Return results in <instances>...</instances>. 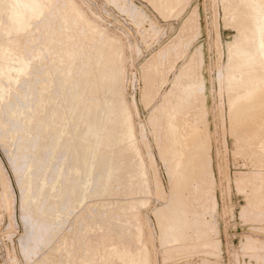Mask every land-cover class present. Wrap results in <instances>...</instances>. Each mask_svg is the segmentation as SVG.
Returning <instances> with one entry per match:
<instances>
[{
    "label": "rangeland",
    "instance_id": "1",
    "mask_svg": "<svg viewBox=\"0 0 264 264\" xmlns=\"http://www.w3.org/2000/svg\"><path fill=\"white\" fill-rule=\"evenodd\" d=\"M1 1L0 264H97L91 250L102 241L109 253L116 242L146 247L144 264H264V106L243 114L264 94L228 84L264 63L248 8L46 0L17 34ZM40 225L50 229L43 241L29 235Z\"/></svg>",
    "mask_w": 264,
    "mask_h": 264
},
{
    "label": "bare ground",
    "instance_id": "2",
    "mask_svg": "<svg viewBox=\"0 0 264 264\" xmlns=\"http://www.w3.org/2000/svg\"><path fill=\"white\" fill-rule=\"evenodd\" d=\"M5 1H7V0H5ZM44 1H46V0H8V2H10V5L9 6H7L6 5V8L8 7V9L9 10H7L6 9V11H7V13H8V11H9V15H11V17L13 18V20H14V25H11V26H14L13 28H14V30H15V32H17V34H18V32L20 33V32H22L23 31V33H24V28H25V26H26V22H25V18L28 16V18L29 17H38L39 15H41V13H42V10L44 9V3H45V5H46V2H44ZM49 1L50 0H48L47 1V3H49ZM69 1H71V0H69ZM82 1V0H81ZM157 1V0H156ZM164 1H166V0H163L162 1V3L164 4ZM175 1V0H174ZM229 1V0H228ZM51 2V1H50ZM230 2H233L234 3V5H238V4H244V6L246 7V8H248V10H249V14H250V16L249 17H247V18H249V20L251 21V25H252V27H253V29H251L253 32H255V41H254V39H252V42L254 41V44H253V46H254V48H255V52H257L258 53V55H259V58L261 59V61L262 62H264V0H231ZM7 3V2H6ZM77 3V2H76ZM154 3H156V2H154ZM233 3H232V5H233ZM12 4H15L16 5V7L18 8V14H16L17 13V11H16V8H15V6H13ZM4 6H5V4H4V2H0V9H2V8H4ZM65 6V5H64ZM71 7L75 10V11H77V13L79 12L78 10H77V8H76V5H74V2H72V4H71ZM81 7V6H80ZM236 7V6H235ZM240 7V6H239ZM46 8H48V5H47V7ZM68 9H70V7H67ZM45 10V9H44ZM242 10H243V8H242ZM70 11V10H69ZM83 11V10H82ZM245 11V10H244ZM83 12H85V11H83ZM237 12V11H236ZM7 13H5V15L7 14ZM238 13V12H237ZM240 14V13H239ZM76 15V14H75ZM78 16V15H77ZM76 16V17H77ZM87 16V15H86ZM241 16V15H240ZM243 16V15H242ZM7 17V16H6ZM90 17V16H89ZM30 18V19H31ZM86 18H88V17H86ZM11 19V18H10ZM29 19V20H30ZM6 20V19H5ZM12 20V21H13ZM28 19H26V21H27ZM32 20V19H31ZM78 20V19H77ZM64 21V20H63ZM5 22V21H4ZM3 22V23H4ZM8 22V21H7ZM81 22V21H80ZM2 23V22H1ZM11 23V22H10ZM10 23H8V24H10ZM13 23V22H12ZM29 24V23H28ZM27 24V25H28ZM63 25V24H62ZM72 25V24H71ZM240 25V24H239ZM6 26V25H5ZM10 26V27H11ZM9 27V26H8ZM248 27V26H247ZM6 28V27H5ZM13 28H12V30H13ZM27 28V27H26ZM25 28V29H26ZM28 28H29V26H28ZM1 29V28H0ZM8 30H10V29H8ZM242 30V29H241ZM4 31V30H3ZM2 31V33H4ZM85 31V30H84ZM1 32V31H0ZM25 32H26V30H25ZM252 32V33H253ZM1 33V34H2ZM5 33H7V35H8V32H5ZM11 33V32H10ZM14 33V32H13ZM83 33V32H82ZM0 34V35H1ZM5 35V34H4ZM13 35H16V33L15 34H13ZM21 35H24V34H22L21 33ZM20 35V36H21ZM2 36V35H1ZM0 36V38H2ZM10 36V35H9ZM19 36V37H20ZM4 37V36H3ZM13 36H12V34H11V38H12ZM10 38V39H11ZM13 39V38H12ZM14 39H15V37H14ZM13 39V40H14ZM18 39V38H17ZM251 39V36H249V34H248V36H246V44L248 43V41ZM2 40V39H1ZM0 40V41H1ZM4 40H5V37H4ZM7 40V39H6ZM5 40V41H6ZM13 40H12V42H13ZM16 40V39H15ZM25 41V40H24ZM111 41H113V40H111ZM4 42V41H3ZM7 42V41H6ZM5 42V43H6ZM15 42V41H14ZM13 42V43H14ZM19 42V41H18ZM17 42V43H18ZM25 43V42H24ZM0 44H2V46L4 45V43H2V41L0 42ZM21 44V43H20ZM20 44H17V46L18 45H20ZM6 46H8L7 44H6ZM5 46V47H6ZM12 46V45H11ZM10 45H9V47H11ZM13 46H15V44H13ZM12 46V47H13ZM233 46V45H232ZM4 47V46H3ZM15 48V47H14ZM14 48H13V50H14ZM70 48V47H69ZM238 48V47H237ZM12 49V48H11ZM16 49V48H15ZM9 50H10V48H9ZM8 50V51H9ZM12 50V51H13ZM237 50V49H236ZM247 50V49H246ZM246 50H245V48L244 47H239V49H238V51H237V53H236V55H234L235 57L234 58H236V60H238L239 61V64H240V61H242L243 60V63H244V60H246L247 59V56H248V52H246ZM19 52V51H18ZM2 53H3V51H2ZM2 53H1V55H2ZM5 53V52H4ZM15 53H16V55H17V51H15ZM40 53V52H39ZM7 54V53H6ZM5 54V55H6ZM13 54H14V51H13ZM20 54V53H19ZM21 54H22V52H21ZM24 54V53H23ZM22 54V55H23ZM0 55V56H1ZM4 55V54H3ZM10 55V54H9ZM12 55V54H11ZM20 56V55H19ZM18 56V57H19ZM24 56V55H23ZM91 56V55H90ZM2 57V56H1ZM25 57H27V56H25ZM25 57H23V58H25ZM12 58H13V56H12ZM12 58H11V60H12ZM15 58V57H14ZM16 59V58H15ZM27 59H29V58H27ZM78 59V58H77ZM85 59V58H84ZM249 60H250V62H251V60L253 59V55H250V57L248 58ZM3 60V59H2ZM13 61H15V60H13ZM233 61V60H232ZM250 62H248V63H246V65L247 66H249V64H250ZM5 63V62H4ZM8 64V66H9V62L7 63ZM241 65V64H240ZM7 66V67H8ZM10 66H11V64H10ZM16 66V65H15ZM15 66H13L14 68H15ZM20 66V65H19ZM24 67H27V66H24ZM243 67V66H242ZM2 68H3V66H2ZM2 68H0V69H2ZM16 68H18V67H16ZM6 69V68H5ZM11 69H13L12 67H11ZM85 69V68H84ZM15 70V69H14ZM28 70V69H27ZM16 71V70H15ZM1 72V71H0ZM44 72V71H43ZM77 72V71H76ZM21 73H24V72H21ZM26 73V72H25ZM239 73V72H238ZM229 73H227V75H228ZM231 74V73H230ZM229 74V75H230ZM14 75H16V74H14ZM27 75V74H26ZM228 75V76H229ZM8 76H10V75H8ZM12 76V75H11ZM22 76V75H21ZM1 78H7V73H4V71H3V73H2V75H1ZM1 78H0V80H1ZM9 78V77H8ZM231 78V77H230ZM233 78V77H232ZM48 79H51L50 77L48 78ZM13 80V79H12ZM54 80V79H53ZM2 81H3V79H2ZM4 81H6V80H4ZM51 81V80H50ZM7 82L10 84L11 82L10 81H8L7 80ZM46 82V81H45ZM2 83V82H1ZM4 83V82H3ZM258 83H260L259 85H258ZM13 84V83H12ZM16 84V83H15ZM228 84H230L231 86H234V85H238V86H247L248 88H250L251 86H252V84H254V86H253V88H252V90H251V94L252 95H254L253 94V92H255V96L256 95H258V96H260V95H262V94H264V63H263V65H262V67H260V68H252V69H248V68H246V69H244V70H242V71H240V74H239V76L237 77L236 76V78H233V79H229V81H228ZM3 85V84H2ZM7 85V84H6ZM47 85V84H46ZM251 85V86H250ZM9 86V85H8ZM230 86V87H231ZM46 87V86H45ZM60 87V86H59ZM9 88H11V85L9 86ZM38 88V87H37ZM35 89V88H34ZM44 89V88H43ZM117 89V88H116ZM6 90V89H5ZM4 90V91H5ZM42 90V89H41ZM43 91V90H42ZM67 92V91H66ZM5 93H7V91H5ZM13 94V93H12ZM35 94V93H34ZM56 94V93H55ZM4 95V94H3ZM36 95V94H35ZM44 96V95H43ZM48 96V95H47ZM4 98V97H3ZM41 98V97H40ZM118 98V97H117ZM250 98H252V96L250 97ZM180 100H182L181 98H180ZM179 99H178V101H180ZM14 102H16L15 100H14ZM174 102V101H173ZM45 103V102H44ZM99 103H100V101H99ZM117 103V102H116ZM169 103V102H168ZM175 103V102H174ZM176 103H178V102H176ZM119 104V103H118ZM126 105V104H125ZM125 105L123 106V107H125ZM170 105H173L172 103L170 104ZM179 105V104H178ZM13 106V105H12ZM91 106V105H90ZM253 106H258V107H263L264 106V102H259V101H257V103H255V102H253L252 103V105L250 104L249 106H248V108H244V111H243V114L244 115H246L247 113H249V109L251 108L252 109V107ZM122 107V108H123ZM119 108V107H118ZM118 108H116V109H118ZM120 108H121V106H120ZM171 108V107H170ZM175 108V107H174ZM124 109V108H123ZM119 111H120V109H118ZM117 110V111H118ZM124 110H127V112L125 111L124 112V118L126 117L127 118V120L130 118L129 117V114H128V111H129V109H124ZM173 110V109H172ZM93 111H94V108H93ZM131 112V111H130ZM2 113V112H1ZM123 113V112H122ZM122 113H120V114H122ZM126 113H127V115H126ZM174 113V112H173ZM43 115V114H42ZM41 115V116H42ZM167 115V114H166ZM242 115V114H241ZM86 116V115H85ZM132 116V115H131ZM168 116V115H167ZM172 116H174V115H172ZM120 119H122L121 117H120ZM131 119V118H130ZM115 120V119H114ZM126 121V120H125ZM175 121V120H174ZM172 119H170V123H171V129H169V131H170V134L172 133L173 135H174V133H176V128H177V126H176V124L177 123H175ZM127 122V121H126ZM125 122V123H126ZM31 123V122H30ZM84 123V122H83ZM123 123V122H122ZM59 124V123H58ZM132 124V123H131ZM50 125V124H49ZM126 125L128 126V123H126ZM119 126V125H118ZM121 126H122V124H121ZM115 128V127H114ZM36 129H37V127H36ZM127 130H126V135H127V138H128V141H129V143H132L131 145H133V143H134V141H133V134H132V129H131V127H127L126 128ZM17 131V130H16ZM41 131V130H40ZM34 133V132H33ZM108 133V132H107ZM120 133V132H119ZM172 135V136H173ZM176 135V134H175ZM189 135H190V133H189ZM120 136H122L121 134H120ZM167 137V136H166ZM170 137H171V135H170ZM174 137V136H173ZM176 137V136H175ZM125 139H126V137H124ZM169 138V137H168ZM122 139V138H121ZM120 139V140H121ZM124 139V140H125ZM172 139L173 138H170V141H172ZM177 139V138H176ZM176 139H174V142H175V140ZM36 140V139H35ZM49 141H50V138L48 139ZM90 140V139H89ZM127 140V139H126ZM163 140V139H162ZM165 140V139H164ZM190 140V139H189ZM169 141V140H168ZM191 141H192V139H191ZM166 142V141H165ZM173 142V145H170V147H168V149H166L165 151H169V153L171 152H173L174 151V143ZM188 142V141H187ZM8 143V142H7ZM122 143V142H121ZM128 143V144H129ZM169 143V142H168ZM123 144V143H122ZM169 144H172V143H169ZM169 144L167 145H165L166 147L167 146H169ZM177 144V143H176ZM187 144V143H186ZM192 144H194V143H192ZM191 144V145H192ZM50 145V144H49ZM124 145V144H123ZM26 146V145H25ZM129 147H130V145H128ZM136 146V145H135ZM187 146V145H186ZM45 147V146H44ZM128 147V148H129ZM134 147V145L132 146V148ZM177 147V146H176ZM52 148V147H51ZM114 148V147H113ZM131 148V149H132ZM136 148V147H135ZM135 148H133V150L135 149ZM165 148V147H164ZM44 149V148H43ZM117 149V148H116ZM130 149V148H129ZM52 150V149H51ZM55 150V149H54ZM82 150V149H81ZM80 150V151H81ZM137 150H139V149H136V151L135 152H137ZM177 150V149H176ZM115 151V150H114ZM135 152H134V155H135ZM119 153V152H118ZM165 153H167V152H165ZM12 154V153H11ZM61 154V153H60ZM136 154H138V153H136ZM37 155V154H36ZM124 155V154H123ZM42 156V155H41ZM83 156V155H82ZM113 156V155H112ZM82 158V157H81ZM104 158V157H103ZM119 158V157H118ZM30 159V158H29ZM35 159V158H34ZM66 159V158H65ZM10 160H12V159H10ZM126 160V159H125ZM131 160V159H130ZM81 161V160H80ZM25 163V162H24ZM40 163H42V162H40ZM63 163V162H62ZM104 163V162H103ZM152 163V162H151ZM43 165V164H42ZM61 165V164H60ZM105 165V164H104ZM132 165V164H131ZM139 165V164H138ZM175 165V164H174ZM177 165H179V163H177ZM177 165H176V167H177ZM182 165V164H181ZM52 166V165H51ZM173 167V166H172ZM181 167V166H180ZM1 168V167H0ZM49 168V167H48ZM183 168V167H182ZM63 169V168H62ZM99 169V168H98ZM177 169V168H176ZM176 169H175V171H176ZM181 169V168H180ZM178 170V169H177ZM182 170V169H181ZM17 171V170H16ZM132 171V170H131ZM173 171L174 170H172V173H173ZM184 171V170H183ZM177 172V171H176ZM178 172H180L179 170H178ZM177 172V173H178ZM119 173V172H118ZM171 173V174H172ZM183 173V172H182ZM137 174H138V172H137ZM180 174V173H179ZM174 175H176V174H174L173 173V177H174ZM22 176V175H21ZM139 176V175H138ZM180 176V175H179ZM127 177H128V175H127ZM137 177V176H136ZM76 179V178H75ZM32 180V179H31ZM47 180V179H46ZM179 180H180V178H179ZM101 181V180H100ZM112 181V180H111ZM34 182V181H33ZM20 183V182H19ZM44 183V182H43ZM47 183V182H46ZM70 185V184H69ZM63 186H64V184H63ZM47 187V186H46ZM68 189V188H67ZM4 193V192H3ZM93 193V192H92ZM60 194H62V193H60ZM68 195V194H67ZM27 196V195H26ZM6 196H4V198H5ZM55 197V196H54ZM83 197V196H82ZM30 198V197H29ZM63 198V197H62ZM56 199V198H55ZM5 200V199H4ZM71 200V199H70ZM6 201V200H5ZM80 201V200H79ZM70 202V201H69ZM23 203V202H22ZM56 204V203H55ZM58 204V203H57ZM61 204H62V202H61ZM137 204H143V201H132L131 202V206L134 208ZM50 205V204H49ZM55 206V205H54ZM58 206V205H57ZM129 206H130V203H129ZM130 206V207H131ZM174 207V206H173ZM33 208V207H32ZM129 208V207H128ZM24 209V208H23ZM51 209V208H50ZM174 209V208H173ZM175 209H177L176 207H175ZM55 210V209H54ZM52 211V210H51ZM174 211V210H173ZM177 211V210H176ZM175 211V212H176ZM57 212V211H56ZM65 212V211H64ZM67 212V211H66ZM28 213V212H27ZM53 213V212H52ZM20 214V213H19ZM48 214H49V212H48ZM25 215V214H24ZM30 215V214H29ZM40 217V216H39ZM47 217V216H46ZM129 218L131 217V216H128ZM132 219H133V221H135V223H134V225L133 226H131L132 227V230L133 231H131V232H133V234H134V237L135 236H137L138 238L140 237L139 235H140V233H141V219H139L138 217H136L135 216V214H132ZM24 218V217H23ZM27 218H28V216H27ZM29 219V218H28ZM36 219V218H35ZM131 219V220H132ZM177 219V218H176ZM30 220V219H29ZM27 221V220H26ZM120 221V220H119ZM132 221V222H133ZM39 222V221H38ZM52 222V221H51ZM121 222V221H120ZM24 223V222H23ZM26 224V222L24 223V225ZM28 224V223H27ZM58 224V223H57ZM120 224H122V223H120ZM119 224V225H120ZM29 225V224H28ZM27 225V226H28ZM59 225V224H58ZM118 225V226H119ZM41 226V225H40ZM42 226H43V224H42ZM40 227L38 230H37V228H36V232H35V230H32V231H34V232H31V233H29V235H33L34 234V236L33 237H36L37 238V240L38 239H42L41 237L42 236H44L45 237V235H46V238L49 236H47V233H49L50 232V229H51V224H50V229H48V228H46V227H48V226H46V227ZM45 226V225H44ZM25 227V226H24ZM29 227V226H28ZM27 227V228H28ZM38 227V226H37ZM120 227V226H119ZM26 228V229H27ZM30 228H31V224H30ZM55 228V227H54ZM169 228H171V227H168V229ZM129 229H130V227H129ZM116 230V229H115ZM119 230V229H118ZM24 231H25V229H24ZM129 231L130 230H128L127 229V232L129 233ZM118 232V231H117ZM126 232V233H127ZM119 233V232H118ZM51 234V233H50ZM113 234H114V232H113ZM131 234V233H130ZM125 235V234H124ZM127 235H129V234H127ZM101 236V235H100ZM105 236V235H104ZM118 236H119V234H117V239H119L120 240V238H118ZM133 236V235H132ZM21 237V236H20ZM50 237V236H49ZM65 237V236H64ZM70 237V236H69ZM136 237V238H137ZM29 238H31V236H29L28 237V239ZM35 238V239H36ZM109 238L110 239H112L113 237H111V236H109ZM45 239V238H44ZM109 239V240H110ZM133 239V238H132ZM131 239V240H132ZM27 240V239H26ZM102 240H104V239H102ZM101 240V241H102ZM107 240H108V238H107ZM139 240V239H138ZM25 241V240H24ZM30 241H31V239H30ZM42 241H43V239H42ZM45 241V240H44ZM50 241H52L51 239H50ZM106 241V240H105ZM121 241V240H120ZM127 241V240H126ZM133 241H134V239H133ZM67 242V241H66ZM110 242V241H109ZM122 242V241H121ZM138 242V241H137ZM25 243H26V241H25ZM41 243V242H40ZM51 243V242H50ZM42 244H45V243H42ZM107 244L109 245V247H110V243H108L107 242ZM116 244H117V246L120 248V251L119 252H117V249H114L115 251H116V253H109L108 251H104V248H103V241H102V244L100 243H97V246L95 247V249H93V251L91 250V252H92V254H93V260L94 261H96L97 262V264H102V263H104V264H144V262L147 260V254H146V247H144V248H136V249H131L130 248V244L129 245H127V244H124V242H122V243H120V242H116ZM106 244H104V246H105ZM114 245V244H113ZM37 246H39V245H37ZM45 246V245H44ZM63 246V245H62ZM21 247H23V246H21ZM30 247V246H29ZM28 247V248H29ZM31 247H33V246H31ZM40 247V246H39ZM65 247V246H64ZM68 247V246H67ZM113 247V246H112ZM115 247H116V245H115ZM136 247V246H135ZM111 248V247H110ZM62 249V248H61ZM36 250V249H35ZM109 250V249H108ZM31 251V250H30ZM37 251V250H36ZM112 251V250H111ZM114 252V251H113ZM34 253H35V251H34ZM37 259V258H36ZM40 259V258H39Z\"/></svg>",
    "mask_w": 264,
    "mask_h": 264
}]
</instances>
